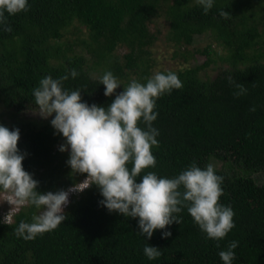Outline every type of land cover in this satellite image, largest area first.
Listing matches in <instances>:
<instances>
[{
    "label": "trees",
    "instance_id": "obj_1",
    "mask_svg": "<svg viewBox=\"0 0 264 264\" xmlns=\"http://www.w3.org/2000/svg\"><path fill=\"white\" fill-rule=\"evenodd\" d=\"M29 4L27 11L8 18L11 31L0 28V123L20 127L18 148L26 153L22 163L39 181L38 190H67L88 173L73 172L66 163L69 151L59 150L66 138L53 128L52 117L40 123H9L2 119L4 114L13 117L39 109L33 89L49 74L57 78L69 73L64 87L79 88L82 100L104 106L133 79L146 83L154 75L151 48L157 40L151 23L165 18L169 38L180 49L192 45L197 35L210 34L228 50L219 57L231 65L203 79L200 71L217 60L209 45L197 49L207 56L203 63L170 70L183 87L156 101L158 115L152 123L159 129V143L151 149L156 164L143 172L172 177L193 162L204 168L214 165L212 157L222 161V167L214 165L224 177L219 202L233 208L234 227L219 241L208 239L183 207L177 214L181 223L166 226L171 236L164 238V229H156L147 241L137 232L138 217L110 212L98 203L103 197L92 182L72 195L63 222L34 239L25 240L14 231L20 221L31 222L39 213L34 205L22 206L9 223L0 213V264H223L218 253L232 240L238 241L233 264H264V183L254 177L264 171V0H215L207 14L196 0ZM221 9L229 12L227 19L219 15ZM82 26L89 29L88 38ZM121 46L127 51L119 55ZM177 54L186 60L195 55L188 50ZM73 68L78 72L75 78L70 75ZM106 71L122 83L112 96H105V85L99 83ZM229 76L247 88L245 95H233L236 89ZM253 105L255 111H250ZM146 243L159 247L161 256L149 260L143 252Z\"/></svg>",
    "mask_w": 264,
    "mask_h": 264
},
{
    "label": "clouds",
    "instance_id": "obj_2",
    "mask_svg": "<svg viewBox=\"0 0 264 264\" xmlns=\"http://www.w3.org/2000/svg\"><path fill=\"white\" fill-rule=\"evenodd\" d=\"M196 3L207 14L215 0H196ZM29 7V0H0V28L11 31L8 18ZM219 15L227 19L229 12L221 9ZM70 75L72 78L78 75L75 68ZM68 78L69 73L57 78L44 76L33 89V96L39 114L44 118L51 116L53 128L66 138L59 145L60 151H69L66 163L73 172L88 173L82 182L70 186L73 188L39 191V181L22 163L26 153L18 148L20 129L0 123V188L11 193L6 200L13 206L7 210L0 206L2 219L12 222L14 214L26 204L39 210L31 222H19L14 229L16 235L31 240L55 229L66 218L70 192L79 194L94 182L103 197L98 203L110 212L138 217L137 232L147 241L156 229H164L161 232L164 238L171 236L166 226L181 223L182 217L177 214L183 207H187L206 238L216 241L225 238L234 227L235 213L231 205L219 202L224 177L217 174L213 164L201 168L193 162L172 177L155 171L143 172L156 164L151 151L159 143V129L152 123L158 115L154 111L156 101L166 92L183 87L178 75L169 70L156 72L146 83L133 79L107 106L82 100L81 89L64 87L63 81ZM228 79L236 89L234 96L247 93L242 83L235 82L231 76ZM99 83L105 85V96H112L122 84L111 71L103 73ZM249 110L255 111V105ZM237 245L238 241L232 240L219 251L223 264H233ZM143 252L149 260L162 254L159 247L150 243L144 245Z\"/></svg>",
    "mask_w": 264,
    "mask_h": 264
},
{
    "label": "rangeland",
    "instance_id": "obj_3",
    "mask_svg": "<svg viewBox=\"0 0 264 264\" xmlns=\"http://www.w3.org/2000/svg\"><path fill=\"white\" fill-rule=\"evenodd\" d=\"M80 25V24H77ZM83 27V37H89V29L85 26ZM75 29V28H74ZM151 29L153 32L157 34V40L155 44L152 46V57L154 60V74L158 71H166V70H174L178 71L180 69H185L187 67L195 66L197 64L203 63L207 56L203 53L197 52V49H202L203 47L211 45V47L215 50L213 54L214 58H217L216 62H212L210 66L202 69L200 71V76L203 79H212L214 78L222 69L229 67L230 62L221 59L219 56H226L228 54V50L219 45L215 39L210 34H202L197 35L195 41L192 45L181 47V49L169 38L170 27L168 21L165 18H159L154 20L151 23ZM72 35V34H71ZM70 38H76V36H71ZM80 48V47H79ZM126 47H118L117 54L122 55L127 50ZM188 50L191 53H194L190 59L186 60L182 55L177 54L178 51H186ZM99 72H94V76H99ZM39 109H30L25 113H20L18 115L14 114L13 117L10 115L4 114L3 120H7L9 123H12L14 120L18 122H29L34 121L36 123L46 122L51 119V116L48 118H44L39 114ZM0 112H2V108H0ZM17 127V126H16ZM20 128V127H18ZM21 133V132H20ZM22 139V133L20 134V139ZM212 163L218 168L223 166L222 161H213L215 157H212ZM225 165L229 168V163ZM224 165V167H225ZM254 177L256 178L259 184L264 183V171L254 173ZM85 177L81 178L78 183L82 182ZM76 185V184H75ZM11 193L8 190H0V206L2 209L7 210L13 206L6 200V197H9ZM1 210V209H0Z\"/></svg>",
    "mask_w": 264,
    "mask_h": 264
},
{
    "label": "built area",
    "instance_id": "obj_4",
    "mask_svg": "<svg viewBox=\"0 0 264 264\" xmlns=\"http://www.w3.org/2000/svg\"><path fill=\"white\" fill-rule=\"evenodd\" d=\"M73 187H74V186H72V187H70V188H73ZM70 188H69V189H70ZM75 192H76V191H71V192H70V194H69V200H70L72 194L75 193Z\"/></svg>",
    "mask_w": 264,
    "mask_h": 264
}]
</instances>
